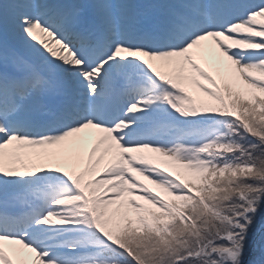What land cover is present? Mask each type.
<instances>
[{"label":"snow or ice","instance_id":"obj_1","mask_svg":"<svg viewBox=\"0 0 264 264\" xmlns=\"http://www.w3.org/2000/svg\"><path fill=\"white\" fill-rule=\"evenodd\" d=\"M0 264H264V0H0Z\"/></svg>","mask_w":264,"mask_h":264}]
</instances>
